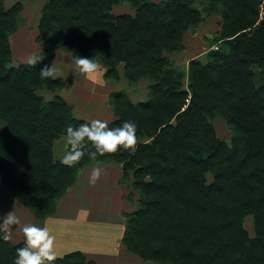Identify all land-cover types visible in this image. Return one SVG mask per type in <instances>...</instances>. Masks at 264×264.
<instances>
[{
    "label": "trees",
    "instance_id": "1",
    "mask_svg": "<svg viewBox=\"0 0 264 264\" xmlns=\"http://www.w3.org/2000/svg\"><path fill=\"white\" fill-rule=\"evenodd\" d=\"M127 2L134 14H113ZM262 0H44L36 27L40 55L55 50L92 57L106 80L149 82L145 101L121 91L108 103L110 128L137 126L135 151L91 157L73 167L54 159V142L85 120L55 94L64 82L40 79L48 61L8 66V34L16 31L22 4L0 0V181L35 217L57 201L91 163L122 165L123 180L137 193L125 215L122 243L143 261L157 264H264V3ZM222 20L204 53L176 70L168 55L205 16ZM214 46V47H213ZM104 69V71H103ZM54 93L50 98L42 92ZM229 127L227 143L212 121ZM208 176L210 178L208 179ZM132 194H127L132 201ZM252 219L253 236L244 221ZM0 233V264H13L16 249ZM54 264H96L79 251Z\"/></svg>",
    "mask_w": 264,
    "mask_h": 264
},
{
    "label": "rangeland",
    "instance_id": "2",
    "mask_svg": "<svg viewBox=\"0 0 264 264\" xmlns=\"http://www.w3.org/2000/svg\"><path fill=\"white\" fill-rule=\"evenodd\" d=\"M152 1L158 2L160 0ZM16 2H20L22 4V9L16 16V31L8 34V42L11 52L8 66H17L19 64L27 63L29 57L33 55L41 57L39 61H48L50 65L54 62V65L61 69L60 78L62 77L64 82L68 81L67 83H64L63 88L60 91H56L55 94H58L64 99L66 98L65 100L68 103L72 101L74 95H77L78 97H81L79 98V101L84 103L81 105V107L75 105L73 111L74 115L78 117L77 111L79 107L81 113L85 117H89L87 119L92 120L100 117L98 119L111 121L114 117V113L108 103V99L112 92L121 91L126 94L134 103L142 102L147 99L149 90L148 80L141 79L134 85L130 86L123 77H121L118 81L104 79L101 69L97 73L91 74L89 76L82 74L85 78H80L74 86L73 84L75 82V76L77 77L76 73H78V71L75 70V65L73 63L74 59L71 57V55L67 52L57 49L51 54L49 58H44L40 55L41 45L35 41L37 33L36 27L41 15V8L44 0H3L4 8L9 9ZM111 12L113 14L129 13L133 15L134 8H132L127 2H119L112 7ZM221 23V18L215 14H212L210 16H205L197 27L185 32L182 37V49L172 55H168L173 67L178 71L186 73L189 59L199 56V59L204 61V53L209 50L210 43L214 42L216 36L219 34ZM87 78L88 81L86 83ZM41 94L47 98H50L54 95V93L52 94L46 91H43ZM212 123L214 125L217 137L228 143L231 137V132L224 120L217 117L212 121ZM3 128L4 122L1 121L0 133ZM209 178L210 176H208V179ZM1 187L4 189H2V192H0V210L2 211V214H7L10 211L14 212V210L18 208V203L15 200V202L12 200L13 198L10 197L11 195L6 187ZM124 192H131L133 201L131 202V200H128L130 202L125 203L126 205H124V209L129 210L134 208L137 193L132 190L129 184H127ZM2 195L5 197H2ZM20 211H22V209ZM19 214H23V212H19ZM61 224L63 225V222ZM244 225L250 236H253L252 219L250 216L245 218ZM14 227V231L10 230L9 240L16 242L18 239L13 233L16 231L17 233L22 232V225H14ZM91 227H93V225H86L83 230L81 228L76 229L78 231L85 232L87 231L86 229ZM102 228L103 226L101 225H99V227L95 225L88 231L100 232V229ZM70 229L73 228L71 227ZM62 253H64V251L60 249L58 254L61 255ZM138 258L139 261L142 260L140 256H138ZM144 262L145 264H157L150 261Z\"/></svg>",
    "mask_w": 264,
    "mask_h": 264
},
{
    "label": "crops",
    "instance_id": "3",
    "mask_svg": "<svg viewBox=\"0 0 264 264\" xmlns=\"http://www.w3.org/2000/svg\"><path fill=\"white\" fill-rule=\"evenodd\" d=\"M76 74L74 86L80 78H85L79 72ZM62 80L64 82L63 78ZM87 81L88 78L86 83ZM67 82L65 81L64 83ZM260 82L264 83V75L260 78ZM79 98L81 97L74 95L69 103L73 107V111L75 105L81 107L84 104L79 101ZM79 107L77 111L78 117L73 115L85 121L90 120L87 119L89 117H85L81 113ZM66 150L67 145L65 135H63L54 142V159L60 161ZM97 167L101 169V175L92 184L90 183L91 173ZM122 177V165L113 161L105 163L93 161L83 166L78 169L74 183L68 187L65 194L57 201L55 211L43 219L35 217L1 181L0 192L4 190L1 186L6 187L11 195L10 197L13 198L10 199L18 203V208L14 212L20 217V225L22 227L24 223H32L49 229L50 233L55 237L57 257H62L73 251H79L86 260L94 261L96 264H145L144 261H139L136 254L128 252L122 243L125 230V215L134 209H124L125 203L130 202L127 197L129 192H124L129 182L123 180ZM2 197L5 196L2 195ZM21 209L22 211H20ZM19 212H23L24 215L19 214ZM0 215H3L1 210ZM4 215L6 214L4 213ZM62 222L63 225L61 224ZM86 225H93V227L101 225L103 228L100 229V232L88 231L93 227L86 229L87 231L85 232L76 229L81 228L83 230ZM71 227L73 229H70ZM14 230L15 227L13 226L11 231ZM13 234L18 241L13 242L8 239L10 242L16 244L23 240L22 232L17 233L16 231ZM60 249L64 251L61 255L58 254Z\"/></svg>",
    "mask_w": 264,
    "mask_h": 264
},
{
    "label": "clouds",
    "instance_id": "4",
    "mask_svg": "<svg viewBox=\"0 0 264 264\" xmlns=\"http://www.w3.org/2000/svg\"><path fill=\"white\" fill-rule=\"evenodd\" d=\"M41 57L35 55L29 57V66L36 65ZM73 63L75 70L89 76L100 70L99 63L92 57L76 55ZM40 79H58L61 69L54 65H47L39 70ZM109 122L102 119L87 120L78 126H68L65 132L67 150L60 159V163L69 168L76 165L84 156L87 145L90 143L95 151L89 153L91 157L103 156L106 153H115L120 149L135 151L137 143V126L132 121H124L122 126L110 128ZM101 175L99 167L91 173L90 183L94 184ZM21 224L20 217L10 211L6 215H0V233L3 239L10 238L12 227ZM24 244L16 249L13 264H54L57 257L55 237L47 227H39L32 223H24L22 227Z\"/></svg>",
    "mask_w": 264,
    "mask_h": 264
},
{
    "label": "built area",
    "instance_id": "5",
    "mask_svg": "<svg viewBox=\"0 0 264 264\" xmlns=\"http://www.w3.org/2000/svg\"><path fill=\"white\" fill-rule=\"evenodd\" d=\"M263 3H264V0H262V2H261V6H262Z\"/></svg>",
    "mask_w": 264,
    "mask_h": 264
}]
</instances>
